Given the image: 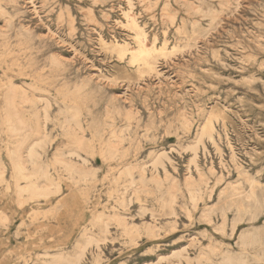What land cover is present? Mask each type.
Instances as JSON below:
<instances>
[{
  "label": "rangeland",
  "instance_id": "rangeland-1",
  "mask_svg": "<svg viewBox=\"0 0 264 264\" xmlns=\"http://www.w3.org/2000/svg\"><path fill=\"white\" fill-rule=\"evenodd\" d=\"M131 3L0 0V264H35L60 252L70 261L54 264H74L79 244L102 235L98 214L108 216V239L90 245L81 264H188L173 255L181 251L191 264H225L221 251L242 252L243 230L264 234V209L251 219L231 190L244 170L259 182L264 205V0ZM130 7L158 47H179L147 74L100 40L136 46L125 25ZM12 86L29 98L19 104L31 124L20 134L28 136L20 153L48 136L36 154L58 185L45 196L17 191L12 150L20 136L4 112ZM67 108L79 112L81 129L63 125ZM209 116L213 138L203 136L195 155L189 146ZM76 138L81 149H72ZM59 157L89 171L87 179ZM189 179L201 189L195 199ZM242 182L248 190L251 183ZM119 215L135 227H124ZM209 245L216 251L197 261Z\"/></svg>",
  "mask_w": 264,
  "mask_h": 264
},
{
  "label": "bare ground",
  "instance_id": "bare-ground-1",
  "mask_svg": "<svg viewBox=\"0 0 264 264\" xmlns=\"http://www.w3.org/2000/svg\"><path fill=\"white\" fill-rule=\"evenodd\" d=\"M131 1L132 0H128L129 4L131 3ZM194 6H195V4H194ZM0 8H1V5H0ZM131 9L132 8L130 7L129 10H126L124 12V17L126 20L125 25H126V27H128V29L133 31V33H134L133 38L135 40L136 46H132V44L127 40H123L121 42L118 40H115L113 42H107L104 39H100V38L99 39L102 41V44H104L106 47H109L113 51H115L118 54V57H120L121 59L128 56L129 57V63L132 65H135L137 67V71L140 74H144V73L147 74V72H152L153 70L156 69L155 63H156L159 56L169 58L172 54H174L176 51L179 50V47L176 45V46H173L172 48H170L167 45L168 43L166 44V42H164L161 47H158V44L156 42L157 36L156 37L154 36L153 39L149 38L147 31L145 30V28L143 26H141L139 24L136 14ZM2 12H3V10H2ZM141 76H143V75H141ZM24 101H29V98L18 93L17 88L14 86L9 88V90L5 94L4 112H5L6 119L10 122V125H9L10 130L9 131H11L14 134L19 135V136H20V134H22V132L25 129L31 128V124H29L26 121V119L23 118V116H22L23 111L19 108V104L21 102H24ZM43 112H44V117L47 118L48 113H49L48 107L45 106L43 108ZM64 112H65V114H67V117H65V119L63 121L64 126L70 127V125H69L70 122H73L75 124V126H77L79 129L82 128V125H81L80 120H79V112L78 111H76L72 108H67ZM181 118L183 119V117H181ZM212 119H213L212 116H209V121L204 126H202L200 132H198L196 141L189 146L190 149H193V151L195 152V155H196V148H197L199 142L202 141L203 136L209 135L210 138H213V135H212V131H213ZM185 126H187V125H185ZM190 126H192V125H190ZM38 131H39L38 129L33 130V132H38ZM27 138H28L27 135H24L23 137L20 136V139H18V141L16 142V146H15L14 150H12V160H13L12 163H13V167L15 169V174H16L15 177L17 180V182H16L17 191H18V194L23 195L25 193L31 198L33 196H37V195H39V196L44 195L45 196V194H50L51 192L54 191L53 186L58 185L56 183V181L51 178L50 172L48 170L49 167H46L45 166L46 164L44 165L40 159L41 156L39 157L36 154V149H35L36 146H40V145L42 146L43 145L42 143H45L47 141L46 139H48V136L44 134V136H43L44 139L42 138V140L40 139V141L35 140V141L30 142L26 147L27 152H26V157H25L20 153L21 152L20 149H22L26 145ZM74 145L76 146V148H72V149H81L82 146L84 145L83 140L81 138L77 139ZM37 148H39V147H37ZM110 151H112V153H115L113 150H110ZM67 154H68V152H67ZM56 156H58V154ZM60 156H62V155H60ZM66 156H68V155H66ZM162 156H165L168 158L166 152H163ZM57 160L59 161V163H62L70 173L78 174L80 179L85 178L87 175L86 173L89 172V171H82L77 166V164L74 163V161H71L65 157H59V158H57ZM131 169L132 168L126 169L127 174H131V171H132ZM84 172H86V173H84ZM228 174H229V172H228ZM242 174L244 175V177L242 179L240 178L236 182L231 183V190L243 197L244 203H241V207H243L244 212L249 213L251 219H253L256 216V214H258L260 211H262L264 209V205L261 202V199H260V196L258 193V188L260 187V185H259V182L257 180H255L250 175H248L249 174L248 172L243 170ZM2 175H3V166L0 163V178L3 179ZM244 178L248 182L251 183V186L248 190L242 191L239 185L241 183L243 185L242 181ZM2 179H1V181H2ZM21 179H23L25 181L24 184H21V182H20ZM85 179H87V177ZM155 180H158V179L155 178ZM187 182H188V187H189V190L191 192V195H192L193 199H195L196 196L198 197V195H196V192H199L201 190L199 187V183L193 182V179H192V181H191V179H189V181H187ZM172 198H174V193L172 194ZM212 211H213V208L210 207V208H207L204 212L207 216H211ZM173 213H174V210H171L169 214H173ZM152 215L154 216V214H152ZM97 218L102 223H104V227L102 228V231H101L102 235L98 236V237H92L91 235L89 237H86L85 240L79 244V250L75 255V261H73L72 263L75 264V262H77V264H81L80 260L86 254V251L88 250L90 245L94 244L97 248H100L101 243H103L105 240L108 239V237H107L108 229H107V221H106L108 219V216L98 214ZM224 218L225 217L223 215L224 222L227 221ZM117 219L127 229H133L135 227L133 224H129V222H127V219L121 215H119L117 217ZM237 220H235V223L233 222L234 225H232V226L234 228L238 224ZM240 220H241V218H240ZM242 220H244V219L242 218ZM225 223H227V222H225ZM223 227H224V224H221L220 229L224 230V229H222ZM247 228H249V227H247ZM149 229L152 232H155L154 226H150ZM245 230H247V229H245ZM245 230H243L244 232L242 234L239 233V234H241V236L239 238L241 239L240 245H242V247H240V248H243L242 252L236 254L237 252L232 253V251L230 252V251H227L226 249L222 250L220 253L222 263H225V264H252V262L257 263V262L264 261V234L261 231V228L257 227L255 230L253 229V230H250L248 232H246ZM85 233H86V231H85ZM208 248H209L210 253L208 251L207 252L201 251V253L196 258L197 261H200L201 258H203L205 256L207 257L209 254L214 253L216 251L215 246L209 245ZM228 250H230V249H228ZM46 255H49V253H46ZM173 255L180 258L181 260H182V258H184L187 260L188 264H191L192 258L184 255L183 251L175 252V253H173ZM58 258H62L63 260L70 261L66 257L65 253L60 252V253L53 255L52 259H46V260L43 259L41 262H38L35 264H54V263H57V261L55 262L54 260L55 259L57 260Z\"/></svg>",
  "mask_w": 264,
  "mask_h": 264
}]
</instances>
